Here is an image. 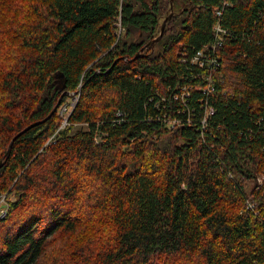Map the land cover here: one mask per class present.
I'll use <instances>...</instances> for the list:
<instances>
[{
  "label": "trees",
  "instance_id": "16d2710c",
  "mask_svg": "<svg viewBox=\"0 0 264 264\" xmlns=\"http://www.w3.org/2000/svg\"><path fill=\"white\" fill-rule=\"evenodd\" d=\"M170 6L0 0V264H39L51 243L73 264H264V185L246 191L264 174V0H175L152 47ZM219 22L209 93L179 52L211 45Z\"/></svg>",
  "mask_w": 264,
  "mask_h": 264
},
{
  "label": "built area",
  "instance_id": "2783aa9c",
  "mask_svg": "<svg viewBox=\"0 0 264 264\" xmlns=\"http://www.w3.org/2000/svg\"><path fill=\"white\" fill-rule=\"evenodd\" d=\"M219 17L222 16V13H218ZM125 33L122 29L121 25H119V30L117 32L118 39ZM215 39L211 45L205 46L201 50H197L192 56L188 52V48L184 47L181 52H179V57H181L182 62L189 61L192 65H196L204 71L208 72V76L204 78L209 82V85L205 89V92H212V74L219 70L221 65V60L219 58L220 49L223 48L226 37L229 36V32L224 29L220 22L216 24L213 30ZM218 55V56H217ZM190 92L189 90L185 92L182 96V101L184 104L187 103V98H189ZM72 97V99H70ZM80 98V90L79 92L71 93L67 96L66 100L59 108V114L62 117V125L59 128L58 132L50 138L47 145L51 144L55 141L59 132L67 127H70L69 119L76 108ZM70 99V100H69ZM214 115L213 108H208L205 113V117L202 121L203 126L207 127L208 119ZM181 124L179 119H174L173 121L168 122V128H174ZM8 205L6 203V197L0 196V217L4 218L7 215ZM249 208L253 209V205L249 204Z\"/></svg>",
  "mask_w": 264,
  "mask_h": 264
},
{
  "label": "rangeland",
  "instance_id": "374dc122",
  "mask_svg": "<svg viewBox=\"0 0 264 264\" xmlns=\"http://www.w3.org/2000/svg\"><path fill=\"white\" fill-rule=\"evenodd\" d=\"M175 3V1H174ZM173 12L175 14V11H174V5H173ZM170 13H171V6H170ZM170 15V14H169ZM168 15V16H169ZM167 16V17H168ZM174 16V15H173ZM172 19V18H171ZM125 33H123V35L121 37H124ZM152 42V41H151ZM150 42V43H151ZM157 44V43H156ZM155 44V45H156ZM154 45V46H155ZM153 47V46H152ZM72 99V97L70 98ZM69 99V100H70ZM79 101H80V98H79ZM79 103V102H78ZM83 129V126L79 125V126H75L74 127V131L78 130V129ZM101 138H102V135L98 136L97 137V142H100L101 141ZM256 180L253 181V182H247V187H246V191L248 194H250V197L252 198L253 196L251 194H253L255 192V190H259L260 187H262L264 185V174H259L257 176V178H255ZM86 198V197H85ZM85 199H83V195H82V201H84ZM13 201V200H12ZM6 203H7V200H6ZM8 208V207H7ZM7 218V215L4 217V218H1L0 219H6ZM91 224L92 226L94 227H91ZM90 227L92 229H90ZM83 228V229H82ZM86 228V229H84ZM89 231H92L94 233L98 232V229L95 227V223H88V224H83V226L81 227L80 231L77 233V234H80V235H83V234H86L87 232ZM61 237H58L55 240L59 239ZM53 241V242H54ZM62 247L60 245H56L54 243H51L50 245V248L47 250L46 254L44 255L43 259L39 262V264H73V261L69 260L68 259V255L63 253L61 251Z\"/></svg>",
  "mask_w": 264,
  "mask_h": 264
},
{
  "label": "water",
  "instance_id": "95a60500",
  "mask_svg": "<svg viewBox=\"0 0 264 264\" xmlns=\"http://www.w3.org/2000/svg\"><path fill=\"white\" fill-rule=\"evenodd\" d=\"M174 1L175 0H171V13L170 15L164 20L163 24H162V27H161V31H160V35L158 36V38H156L155 40H153L149 45L150 46H154L156 43H158L164 36V33H165V29H166V26H167V23L171 20V18L173 17L174 15V12H173V5H174ZM139 57V54L134 58V59H137ZM133 59V60H134ZM66 87L65 85H63L62 87V90H64ZM62 101V98L59 100L56 108L54 109V111L52 112V114L50 116H48L46 119L42 120V121H39V122H36L32 125H30L29 127H27L25 130H23L22 132H20L18 135H16L13 140L11 141L10 145H9V148H8V151H7V154H6V158H8L11 154V151H12V147H13V144L15 142V140L17 138H19L22 134H24L25 132H27L29 129L33 128L34 126H37V125H40V124H43L45 123L52 115L54 112L57 111L60 103ZM5 164V161L3 160L1 163H0V169L4 166Z\"/></svg>",
  "mask_w": 264,
  "mask_h": 264
}]
</instances>
